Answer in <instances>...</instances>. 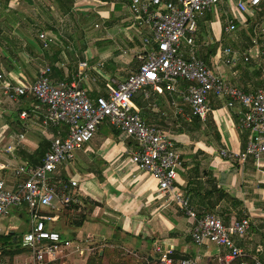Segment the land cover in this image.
Masks as SVG:
<instances>
[{
	"label": "crops",
	"instance_id": "1",
	"mask_svg": "<svg viewBox=\"0 0 264 264\" xmlns=\"http://www.w3.org/2000/svg\"><path fill=\"white\" fill-rule=\"evenodd\" d=\"M129 1L74 0L71 12L60 15L54 0H0V72L12 85L16 81L31 84L49 66L51 79L60 81L68 79L78 63L85 61L94 66L90 75L95 81L80 86L94 100L104 94L106 84L124 82L137 67V56L144 52L142 38L147 32L133 26ZM229 21L235 29L225 33ZM39 33L50 39L47 48L42 46ZM226 48L232 51L231 56L224 54ZM181 49L185 58L203 61L213 74L244 93L264 87V11L260 8L241 12L236 0H220L198 20L193 45L183 44ZM226 59L232 62L226 64ZM188 85L179 81L177 88L185 91ZM144 91L149 97H143V107L132 103L146 124L162 129L174 141L181 159L175 186L189 207L200 214L211 205V212L223 222L224 217L229 218L226 225L248 218L249 230L234 237V242L246 256L254 255L264 262V158L241 163L218 153L221 149L238 153L246 145L247 133L239 127L241 106L234 103L229 107L227 96L210 94L209 112L206 120L200 121L191 117L181 95L154 91L151 86ZM172 102L184 108L190 118L176 114ZM36 104L30 94L15 101L0 92V163L10 167L0 170V179L10 186L16 181L12 168L38 164L52 140L65 135L62 128L42 123L44 107L35 108ZM107 123L76 151L72 172L64 171V166L56 171V179L63 180L67 173L66 182H77L76 187L67 185L68 194L86 219L79 228L74 227L76 219L67 224L70 216L66 219L62 214L46 223L47 229L71 242V248L49 264H67L64 257H80L75 252L77 246L93 248L100 243L125 246V251L130 247L131 253L147 264H157L155 245L172 246L174 256L193 258L198 264H234L223 249L212 244L196 246L191 241L192 221L185 211L159 196L156 181L129 161V153L135 149L133 140L118 131L115 134ZM9 145L14 146L12 152L6 151ZM211 189L221 190L227 197L216 203L217 194L205 195ZM84 200L97 206L87 207ZM59 202L63 210L65 206ZM31 226L25 206L11 209L2 219L0 259L5 264L32 259V252L21 247L22 236ZM87 237L92 242H85Z\"/></svg>",
	"mask_w": 264,
	"mask_h": 264
},
{
	"label": "built area",
	"instance_id": "2",
	"mask_svg": "<svg viewBox=\"0 0 264 264\" xmlns=\"http://www.w3.org/2000/svg\"><path fill=\"white\" fill-rule=\"evenodd\" d=\"M219 2L130 0L129 12L133 26L147 32L142 38L144 52L137 56L138 65L124 82L106 84L104 94L94 100L80 86L83 82L95 81L90 75L94 66L85 61L78 63L77 69L68 79L60 81L51 79L52 68L49 66L41 70L31 84L16 81L12 85L0 72V92L15 101L30 94L37 103L35 108L44 107L42 123L50 127L63 126L65 134L52 140L49 150L38 164L12 168L16 179L12 186L0 179V223L13 208L25 206L30 212L32 226L22 236L21 247L32 252V259L23 264H49L71 248L70 241L46 227V223L58 219L61 210L58 201L61 206L76 202L67 190L69 186L76 187L77 182L63 183L56 179L55 174L61 166L72 162L75 152L89 143L99 126L106 121L114 130L135 143V149L129 153L130 163L156 181L159 196L185 211L192 221L189 236L196 246L212 244L223 249L226 257L232 261L250 257L252 264H264L257 256H246L234 242V237H242L249 230L248 218L233 220L226 225L216 215L198 217L189 207L175 186L181 159L174 141L162 129L146 124L132 103L139 91H143V97L147 99L149 92L144 89L151 86L154 91L181 95L183 103L190 109L191 117L204 121L209 112V95L227 96L230 99L229 107L237 103L243 110L239 127L247 133V142L244 150L238 153L221 149L219 155L228 161L241 163L249 158L254 162L264 158V87L254 93H244L213 74L203 61L195 57L185 58L181 49L183 44L193 45L198 20ZM236 8L241 12H246L248 8L264 11V0H236ZM234 29V23L229 21L224 32L229 33ZM38 37L42 46L47 48L50 39L46 34L39 33ZM224 54L231 56L232 51L226 48ZM244 61H248V58H244ZM230 62L232 59L225 60L226 64ZM179 81L189 84L185 91L177 88ZM172 105L176 114L190 118L184 108L175 102ZM13 150L12 145L6 148L7 152ZM7 168L10 169L0 163V170ZM84 241L92 242L89 237ZM93 249L77 246L75 252L80 257H86V253L93 252ZM153 252L157 255V264H198L193 258L175 259L172 246L155 245ZM0 264L5 263L0 259ZM240 264L249 262L243 260Z\"/></svg>",
	"mask_w": 264,
	"mask_h": 264
},
{
	"label": "trees",
	"instance_id": "3",
	"mask_svg": "<svg viewBox=\"0 0 264 264\" xmlns=\"http://www.w3.org/2000/svg\"><path fill=\"white\" fill-rule=\"evenodd\" d=\"M73 3H74V0H54V4H55V9L56 11L60 14V15H66V14H69L72 10V7H73ZM143 91H139L132 99V101L134 102V104L140 108V107H143L142 103L144 102L143 100ZM103 123H107L106 122H103ZM108 124V123H107ZM64 129L63 126H60L59 129ZM113 132L115 134H118V132L116 130H113ZM245 148V147H244ZM243 148V150H244ZM62 182L63 183H67V178L66 177H63L62 178ZM68 191V190H67ZM71 194V193H70ZM217 194V197H215L216 199V203H218L222 198H226V194L221 191V190H214V189H211V190H208L205 192V195L207 196H215ZM80 203V202H79ZM83 205H86L87 207L90 205V207H94V206H97V204L93 203V202H90V201H87V200H84L83 201ZM213 206L211 205H208L205 212H202L200 214H197L198 217H201L205 214H212V215H216L214 214L213 212H211V209H212ZM65 208L67 209H71V210H78L80 209V205L79 204H76L74 202H71L68 206H65ZM225 218V224L229 222V218L228 217H224ZM86 219V214H80V220L79 221H76L74 222V227H81L82 223L84 222V220ZM104 247H107V246H103V243H100V244H94V251L91 252L88 256H87V262L86 264H103V259H104V256H105V251H103V254L100 255V251H97V249H102ZM25 249V248H23ZM104 250V249H103ZM21 251H24V250H21L19 249L18 252H21ZM175 259H182V258H177L176 256H174ZM243 260L245 261H248L249 264H252L251 262V259L250 257H243L242 259H236L234 260V264H240V262H242ZM147 263V262H146Z\"/></svg>",
	"mask_w": 264,
	"mask_h": 264
},
{
	"label": "rangeland",
	"instance_id": "4",
	"mask_svg": "<svg viewBox=\"0 0 264 264\" xmlns=\"http://www.w3.org/2000/svg\"><path fill=\"white\" fill-rule=\"evenodd\" d=\"M75 162H77V160H75L72 163L70 162L69 164L64 165L62 169H64V171L66 172H72V169L75 168L76 166ZM65 177H67V173H65ZM59 214H62V216L66 217V219L67 217L70 216L69 220L67 221V224H68V222L70 223V221L73 223L75 219H76L75 222L79 221L81 212L78 213L77 210H71V209L64 208L63 210L60 211ZM71 214H73V216ZM65 221L66 220L64 219L63 221L64 225H65ZM124 247L123 248H121L120 246L104 247L102 249H97V251H101V250L105 251L103 264H147L145 260L140 259L136 255H133L131 253L130 247H128L129 252L125 251ZM58 260H61V259H58ZM62 261L67 262V264H86L87 262L86 257L80 258L77 255H72L70 257H64Z\"/></svg>",
	"mask_w": 264,
	"mask_h": 264
},
{
	"label": "water",
	"instance_id": "5",
	"mask_svg": "<svg viewBox=\"0 0 264 264\" xmlns=\"http://www.w3.org/2000/svg\"><path fill=\"white\" fill-rule=\"evenodd\" d=\"M100 253H102V250L100 251ZM149 260L152 261V258L149 257ZM157 262H158V260H157Z\"/></svg>",
	"mask_w": 264,
	"mask_h": 264
}]
</instances>
